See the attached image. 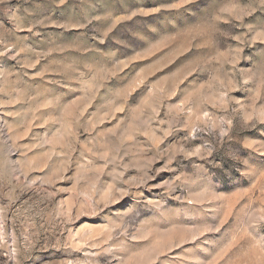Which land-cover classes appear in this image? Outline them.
<instances>
[{
    "label": "rangeland",
    "instance_id": "rangeland-1",
    "mask_svg": "<svg viewBox=\"0 0 264 264\" xmlns=\"http://www.w3.org/2000/svg\"><path fill=\"white\" fill-rule=\"evenodd\" d=\"M0 264H264V0H0Z\"/></svg>",
    "mask_w": 264,
    "mask_h": 264
}]
</instances>
